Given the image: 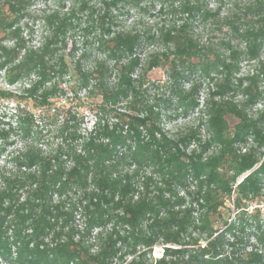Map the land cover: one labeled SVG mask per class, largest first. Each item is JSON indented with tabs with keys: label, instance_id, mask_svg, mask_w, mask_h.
<instances>
[{
	"label": "trees",
	"instance_id": "1",
	"mask_svg": "<svg viewBox=\"0 0 264 264\" xmlns=\"http://www.w3.org/2000/svg\"><path fill=\"white\" fill-rule=\"evenodd\" d=\"M33 1L0 0V73L21 86L0 89L13 105L0 107V151L13 147L0 167V264H264V0H51L38 45L22 26ZM148 9L170 19L155 34L117 25ZM195 24L228 37L200 43ZM241 58L256 72L237 77ZM159 67L168 97L151 101L145 74ZM69 76L98 99L94 121L82 129L68 113L52 133L38 119ZM193 76L213 84L202 102ZM160 103L198 111L204 135L170 137Z\"/></svg>",
	"mask_w": 264,
	"mask_h": 264
},
{
	"label": "rangeland",
	"instance_id": "2",
	"mask_svg": "<svg viewBox=\"0 0 264 264\" xmlns=\"http://www.w3.org/2000/svg\"><path fill=\"white\" fill-rule=\"evenodd\" d=\"M147 2L148 0H144ZM213 2V0H210ZM54 4L51 0H34L29 9V17L22 21L23 31L32 45H38L41 41L42 37V24L39 19V15L46 10L52 9ZM155 13L152 10H146L144 13H137V11H129L128 13L120 14L118 17V26L121 27H134L135 30L144 33L145 35L155 34L157 29L163 24V21L170 20L167 17L162 18H153ZM195 33L198 37L200 43H207V41H211L213 43L219 42L220 39H227L228 32L226 28L222 26H211L204 27L201 24H195ZM81 41L79 35L69 36L66 40L65 53L67 54L74 46L75 42L79 43ZM78 47V46H77ZM80 47V43H79ZM152 51H161L160 44L154 45H145L141 49V57L142 59ZM92 57V56H91ZM89 58L85 65L89 66L93 58ZM261 60L264 62V51L261 55ZM238 74L237 77H247L252 75L257 70V65L254 62L246 61L241 58L238 64ZM193 79L199 82L200 87L198 90V95L200 98V102L207 95L208 90H212L213 84H211L207 80L199 79L197 76H193ZM145 82L143 83V89L145 90V96L147 99L151 101L156 100H165L168 97V90L166 88V74L165 68L159 67L151 70L147 74H145ZM187 87V86H186ZM21 86H8L4 79L3 74L0 73V89L8 90L13 93H19ZM61 88L63 89V93L59 96L58 99L53 101V111L49 113L48 117L39 116L40 113L36 112V116H39V121L42 120V126L45 129H50L53 133L54 125L61 121L63 116L70 113L71 115H75L76 119L79 121V124L82 129H90L92 122L94 121L95 112H94V103L98 101V99H92L89 95L83 91L79 90L75 85L74 79L72 77H66L63 79ZM241 95L237 94L235 96V101H240ZM161 104V103H160ZM174 104V102L172 103ZM162 105V127L167 132L170 137H174L179 132L183 131L187 128H198L200 127L201 118H203L198 111L191 112L187 115H183L180 110H176L174 105ZM5 106L11 107L13 106L10 102H0V107L3 109ZM261 106H256V109H260ZM256 109L252 110V113H255ZM55 110V111H54ZM55 113V115H54ZM54 115V116H52ZM228 122L231 126L234 124L233 119H228ZM200 133L204 135L203 127H200ZM50 142L54 141L53 134L50 135ZM12 146H6L2 151H0V167L7 161L8 154L12 151ZM228 210L224 213L225 216L223 219H218V223L216 227L222 229V224L224 219H228L230 221L234 217L233 208L230 204H227ZM259 212L261 219H264V201L259 205ZM80 223V222H78ZM162 254V248L157 246L152 251L153 258H159Z\"/></svg>",
	"mask_w": 264,
	"mask_h": 264
}]
</instances>
